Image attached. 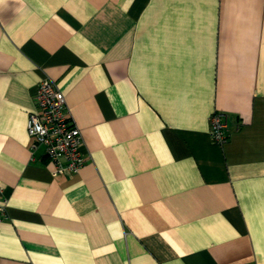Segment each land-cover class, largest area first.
I'll return each mask as SVG.
<instances>
[{"label": "crops", "instance_id": "0c3cea01", "mask_svg": "<svg viewBox=\"0 0 264 264\" xmlns=\"http://www.w3.org/2000/svg\"><path fill=\"white\" fill-rule=\"evenodd\" d=\"M43 77L76 174L31 148ZM0 187V264H264V0H0Z\"/></svg>", "mask_w": 264, "mask_h": 264}, {"label": "built area", "instance_id": "2783aa9c", "mask_svg": "<svg viewBox=\"0 0 264 264\" xmlns=\"http://www.w3.org/2000/svg\"><path fill=\"white\" fill-rule=\"evenodd\" d=\"M228 129V115L218 111L212 113L209 127L212 139L223 143ZM26 130L32 140V149L43 145L47 157L55 166V174H76L83 167L88 154L80 130L72 119L64 94L48 77H43L37 85L34 107L28 114ZM5 202L0 187V220L5 215Z\"/></svg>", "mask_w": 264, "mask_h": 264}]
</instances>
